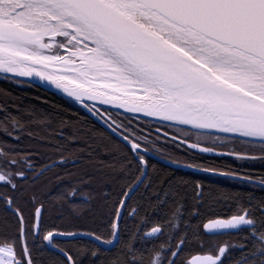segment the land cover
Wrapping results in <instances>:
<instances>
[{
  "label": "snow or ice",
  "instance_id": "obj_1",
  "mask_svg": "<svg viewBox=\"0 0 264 264\" xmlns=\"http://www.w3.org/2000/svg\"><path fill=\"white\" fill-rule=\"evenodd\" d=\"M33 73L73 83L70 97L115 105L127 122L85 104L104 136L0 90V264H185L207 200L231 214L205 233L234 241H214L202 264H264V174L169 161L250 189L214 196L149 172L161 137L190 154L264 162V0H0V74L21 83ZM69 162L79 167L54 174L55 190L37 189ZM65 210L94 227L49 223Z\"/></svg>",
  "mask_w": 264,
  "mask_h": 264
},
{
  "label": "trees",
  "instance_id": "obj_2",
  "mask_svg": "<svg viewBox=\"0 0 264 264\" xmlns=\"http://www.w3.org/2000/svg\"><path fill=\"white\" fill-rule=\"evenodd\" d=\"M0 90H4L10 93L11 96L16 99V102L19 105L32 106L38 112L51 114L56 119H64L73 123L79 121L83 125L92 128L98 134H103L104 136L109 135L106 130H104L100 125H98L91 117H89L82 109L77 107L72 101L56 93L47 91L43 88L34 86L24 81H22L21 83L12 82L4 78V76L2 75H0ZM106 110L111 111L112 115L118 121L124 120L125 123L127 122L124 115H119L118 112L103 108L105 116H107L108 114ZM133 123L135 124V121H133ZM149 126L153 128L154 126L158 125H156L153 121L150 120L141 122V127ZM165 131H168V129H165ZM152 138L155 139L154 136ZM113 140L115 141L116 138L113 137ZM75 147L77 146H73V148ZM149 147H151V145H149ZM158 147L160 148V151L153 153L168 161L175 159L179 161L180 164L194 162L205 167H216L220 170H227L229 167L232 168L234 166L233 163L229 162L226 156H205L192 150L190 154L187 150V147L184 146L183 150L178 149L175 143H168L163 137H161V142ZM69 151H72V149L70 148ZM38 159L42 164H47L50 162L47 158ZM52 159H58V157L53 156ZM239 164L242 165V163ZM153 166H155V174H158L160 177L171 175L173 178H182L193 183H195L196 181L201 182L204 185V191L206 195L209 192H212L215 196L220 192L246 193L248 191L242 188L233 187L231 186V184L203 181L200 177L201 174L198 172L173 168L149 157L150 174H153ZM77 167H79V164L73 165L71 162H69L68 164L63 165V167L61 168L50 169L40 178L39 181H37V189L46 190L47 188H52L53 190H55L54 186L56 185L57 181L54 174L59 173L63 175L65 172L75 171ZM228 212H231V209L228 204L223 202V200H221L219 203H214L211 200H207L205 202V205L201 209V215L195 220H193L192 223L194 225H198L200 235H202V225L204 221L215 217L216 215H222ZM49 223L55 224L58 228L62 230H73L76 227L84 229L94 227L90 216L85 215L83 218L77 220L69 214L68 210H65L64 218L62 220L53 219L50 220ZM152 226L154 225H147V227L144 228L143 231H146L147 228H150ZM197 240L198 239H193L192 237H189V239L184 245L183 250L194 251L195 249H198L196 247Z\"/></svg>",
  "mask_w": 264,
  "mask_h": 264
},
{
  "label": "flooded vegetation",
  "instance_id": "obj_3",
  "mask_svg": "<svg viewBox=\"0 0 264 264\" xmlns=\"http://www.w3.org/2000/svg\"><path fill=\"white\" fill-rule=\"evenodd\" d=\"M97 108L100 110L101 113H103L105 115L103 108H101V107H97ZM156 127L157 126H154L152 128V130L154 131ZM168 131L172 132V133L169 132L170 135L178 134L177 132H175L173 129H170V128H168ZM205 156L214 157L212 155H205ZM215 156H217V155H215ZM227 159L229 160L230 163H233V165H234L232 167L233 169H240L241 172L250 171L251 173H253L255 175L264 174V162H261V161H255V162H253V161H247V162L242 161V162H240V161H236L232 157H227ZM239 163H242V165ZM239 165H241V166H239ZM200 174H201L200 177L203 181L222 182V183H226V184H231V186H233V187L242 188V189L248 190V191L250 190L246 184H243L238 180H231V179H228L227 177H224V176H217V175H212V174H207V173H200ZM229 214H231V212H228V213L222 214V215H216L215 217H212L208 220L215 219L217 216H226ZM208 220L204 221V223H206ZM204 223H203V225H204ZM203 225H202L203 234L200 235V237L197 240L196 247L198 249H195L194 251L183 250L181 253V257H182L183 261L185 262V264H189L190 259L195 255H208L209 254L208 250L214 241H224V240H229L230 242L234 241V235L233 236L209 235V234L205 233L204 229H203Z\"/></svg>",
  "mask_w": 264,
  "mask_h": 264
},
{
  "label": "water",
  "instance_id": "obj_4",
  "mask_svg": "<svg viewBox=\"0 0 264 264\" xmlns=\"http://www.w3.org/2000/svg\"><path fill=\"white\" fill-rule=\"evenodd\" d=\"M2 75V74H0ZM3 76V75H2ZM17 79L21 80V81H24V82H27V83H30L34 86H37V87H40V88H43L47 91H50V92H53V93H56L64 98H67L69 99L70 101H72L77 107H79L80 109H82L89 117H91L98 125H100L104 130H106L109 134H110V129L107 128V125L103 122V120L101 119H98L94 116H92L88 111L87 109L84 107L85 104L89 105V106H92V105H96V107H102V108H105V109H109V110H112V111H115L117 112L116 110V106L115 105H105V104H102L101 102L99 101H96V100H92V99H89L87 97H81L79 101H77L74 97H70L65 91L64 89L65 88H68L69 90L73 89L75 87V85L73 83H69V82H63L60 84V87H56L55 85L51 84L50 81L48 80H44L43 82H41L40 78L37 77L35 75V73H33V76L32 77H17ZM119 113H125L126 110L125 109H119L118 110ZM155 119L157 118H147V120H150V121H154ZM172 136V135H170ZM116 138V137H115ZM118 139V138H116ZM187 147V145H184ZM130 147V146H129ZM194 152H197V153H200L198 150H192ZM200 154H203V153H200ZM203 155H212V156H215V154H203ZM150 158L158 161V162H161L167 166H170V167H173V168H178V169H182V170H189V171H193L189 168H186V167H177L173 164H171L168 160H165L163 159L162 157L152 153L150 155ZM194 172H198V173H205L203 171H194ZM207 174H210V173H207ZM213 175V174H212ZM217 176H221L219 174H215ZM204 229V227H203ZM205 232V230H204ZM206 255H195L193 256L190 261H189V264H202V261H203V258L205 257Z\"/></svg>",
  "mask_w": 264,
  "mask_h": 264
},
{
  "label": "bare ground",
  "instance_id": "obj_5",
  "mask_svg": "<svg viewBox=\"0 0 264 264\" xmlns=\"http://www.w3.org/2000/svg\"><path fill=\"white\" fill-rule=\"evenodd\" d=\"M102 108V107H101ZM105 109V108H104Z\"/></svg>",
  "mask_w": 264,
  "mask_h": 264
}]
</instances>
